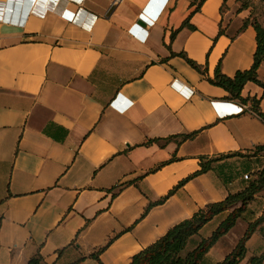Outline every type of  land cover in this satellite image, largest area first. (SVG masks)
Masks as SVG:
<instances>
[{
	"label": "crops",
	"instance_id": "crops-1",
	"mask_svg": "<svg viewBox=\"0 0 264 264\" xmlns=\"http://www.w3.org/2000/svg\"><path fill=\"white\" fill-rule=\"evenodd\" d=\"M248 18L239 0H0V264H130L241 190L242 170L264 166L244 155L264 144V121L209 79L252 67ZM241 95L264 112L263 87ZM214 101L246 109L224 115ZM263 209L264 191L205 261H222ZM247 248L240 264L264 252V221Z\"/></svg>",
	"mask_w": 264,
	"mask_h": 264
},
{
	"label": "trees",
	"instance_id": "trees-1",
	"mask_svg": "<svg viewBox=\"0 0 264 264\" xmlns=\"http://www.w3.org/2000/svg\"><path fill=\"white\" fill-rule=\"evenodd\" d=\"M204 0H201L203 2ZM227 0H224L226 3ZM252 23L257 33V50L254 55V63L250 69L240 70L233 77L223 74L220 67L216 69L214 78H210L209 82L213 85L220 86L229 92L230 99H238L244 103L251 102L252 110L264 121V112L259 108V100L257 98H244L241 93L245 84L252 81L264 88V81L258 77V69L264 63V26L258 22H250L249 18L245 25ZM188 24L186 21L184 25ZM176 32L172 34L174 38ZM184 56V54H179ZM186 60L194 68L201 70L200 66L192 59ZM194 136L192 134H183L180 136L185 141ZM173 137L166 138L169 140ZM262 153L264 155V144L255 147L253 154ZM225 156L211 158L205 161L202 158L201 169L184 181H187L199 174L205 173L211 169V162L218 161ZM254 178L249 180L246 185L239 191L230 193L225 199L219 202L209 203L205 207L200 208L192 217L187 218L173 227L158 240L151 243L140 252L135 254L130 264H205V258L210 249L225 236L242 218L250 202L256 195L264 191V166L256 171ZM184 184L182 182L180 185ZM171 191L168 196L172 193ZM154 204H151L153 206ZM227 212V216L220 222L217 228L209 237L202 238L195 246H191V240L198 235L201 229L211 221L215 216ZM264 221V209L259 218L253 222H249L243 236L239 239L236 246L226 255V257L217 264H240L247 257V241L255 232L257 226ZM264 252L260 255H253L249 258L248 264H263ZM27 264H44L41 254L34 255Z\"/></svg>",
	"mask_w": 264,
	"mask_h": 264
},
{
	"label": "rangeland",
	"instance_id": "rangeland-1",
	"mask_svg": "<svg viewBox=\"0 0 264 264\" xmlns=\"http://www.w3.org/2000/svg\"><path fill=\"white\" fill-rule=\"evenodd\" d=\"M239 1H240V5L244 6L246 8V11L249 13L250 22H255L256 21V22H258V23H260L261 25L264 26V0H239ZM253 152L254 151H252V153L246 152L244 155L250 157L253 154ZM256 167L257 166H255L254 168H256ZM255 172H256V170L254 172H250L251 176L249 177V179H245L244 178V174L248 173V170H242V176H243V180L245 181V185H246V183L249 180L254 178V176H255L254 173ZM214 226H215L214 223L209 225V227L207 229H205L204 234H206V232L209 230V228H212ZM238 231H240V227H237V229H235V232H233V236L234 237L236 236ZM196 236H198V235H196ZM199 237H200V235H199ZM196 239H198V238H196ZM191 246H192V243H191V245L189 247H191ZM250 257H248L247 261H245V262H247L246 264H248V260H249ZM205 264H208V263L205 261ZM242 264H245V263H242Z\"/></svg>",
	"mask_w": 264,
	"mask_h": 264
},
{
	"label": "built area",
	"instance_id": "built-area-1",
	"mask_svg": "<svg viewBox=\"0 0 264 264\" xmlns=\"http://www.w3.org/2000/svg\"><path fill=\"white\" fill-rule=\"evenodd\" d=\"M67 13H70V12H67ZM72 20H74V16H73ZM213 104L216 106L217 110L224 115L239 114L246 109L244 105L234 104V103H230V102L214 101ZM223 107H233L234 109L233 110H224ZM250 176H251V174L249 172L244 174L245 179H249Z\"/></svg>",
	"mask_w": 264,
	"mask_h": 264
}]
</instances>
